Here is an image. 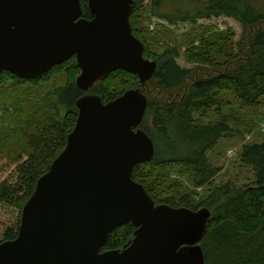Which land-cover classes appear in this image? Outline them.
Instances as JSON below:
<instances>
[{
    "label": "trees",
    "instance_id": "trees-1",
    "mask_svg": "<svg viewBox=\"0 0 264 264\" xmlns=\"http://www.w3.org/2000/svg\"><path fill=\"white\" fill-rule=\"evenodd\" d=\"M80 4L81 17L90 19L87 0ZM153 17L164 23L152 25ZM219 17L244 28L245 44L234 41L231 29L199 26L177 36L169 28ZM129 23L144 46V58L157 65L144 87L135 75L118 69L81 92L75 85L80 74L75 57L34 79L0 74V160L8 173L0 181V244L16 238L37 180L64 149L77 99L94 94L106 104L140 89L147 98L140 126L155 151L149 162L133 167V181L155 204L191 210L199 208L194 189L209 187L203 204L211 217L200 242L205 264H264V143L240 148L239 162L253 177L242 189L212 187L220 169L207 157L231 132L229 115L223 113L228 100L247 108L264 105V8L247 0H134ZM179 58L192 68H182ZM172 173L178 177L171 178ZM133 231L128 223L117 226L102 251L126 248Z\"/></svg>",
    "mask_w": 264,
    "mask_h": 264
},
{
    "label": "water",
    "instance_id": "water-1",
    "mask_svg": "<svg viewBox=\"0 0 264 264\" xmlns=\"http://www.w3.org/2000/svg\"><path fill=\"white\" fill-rule=\"evenodd\" d=\"M134 0H0V74L34 79L75 57L77 89L87 93L121 69L144 87L156 72L133 36ZM66 145L36 182L17 236L0 244V264H205L200 242L211 212L155 204L133 181L154 144L141 128L147 98L130 89L104 104L84 94L75 103ZM133 227L121 250L102 251L119 225Z\"/></svg>",
    "mask_w": 264,
    "mask_h": 264
},
{
    "label": "rangeland",
    "instance_id": "rangeland-1",
    "mask_svg": "<svg viewBox=\"0 0 264 264\" xmlns=\"http://www.w3.org/2000/svg\"><path fill=\"white\" fill-rule=\"evenodd\" d=\"M147 1L148 0H145V2ZM247 2L264 8V0H247ZM167 10L169 11L171 9ZM159 22L160 21L156 18H152V25ZM210 25L216 27L215 29L217 31L231 29L235 33L234 41L237 44H245L246 32L244 31V28L231 18L219 17L210 20H199L194 25L184 23L168 27L179 36L194 27L198 28L199 26ZM177 63L182 68H192V66L186 64L182 58L177 59ZM227 107L228 110L224 109L223 113L229 115L230 120H228V122L231 132L226 137L221 138L217 142L215 148L207 154L210 164L220 169L219 174L213 179L212 187L229 184L242 189L252 183L253 177L251 170L242 166L239 162L240 148L245 144L264 143V105H260V107L257 108L241 107V105L233 99H230L228 100ZM211 118L212 120L218 119L217 116H212ZM4 166L5 161L0 160V181L8 174ZM177 177L176 173L171 174V178L174 179ZM208 190L209 187L194 189L195 193L198 195V198L195 199V204L199 207L198 210L202 208L208 209L203 204V200L205 199Z\"/></svg>",
    "mask_w": 264,
    "mask_h": 264
}]
</instances>
